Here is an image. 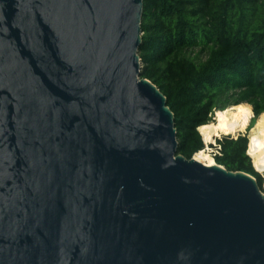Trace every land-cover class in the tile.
Segmentation results:
<instances>
[{
    "label": "water",
    "instance_id": "water-1",
    "mask_svg": "<svg viewBox=\"0 0 264 264\" xmlns=\"http://www.w3.org/2000/svg\"><path fill=\"white\" fill-rule=\"evenodd\" d=\"M143 12L0 0V264H264V193L178 154Z\"/></svg>",
    "mask_w": 264,
    "mask_h": 264
},
{
    "label": "trees",
    "instance_id": "trees-1",
    "mask_svg": "<svg viewBox=\"0 0 264 264\" xmlns=\"http://www.w3.org/2000/svg\"><path fill=\"white\" fill-rule=\"evenodd\" d=\"M141 76L167 98L178 154L188 160L206 145L199 127L215 111L248 104V131L264 113V0H144ZM248 135L216 140V164L263 179L248 155Z\"/></svg>",
    "mask_w": 264,
    "mask_h": 264
},
{
    "label": "bare ground",
    "instance_id": "bare-ground-1",
    "mask_svg": "<svg viewBox=\"0 0 264 264\" xmlns=\"http://www.w3.org/2000/svg\"><path fill=\"white\" fill-rule=\"evenodd\" d=\"M252 115L253 109L248 104L233 106L218 112L217 121L199 127V132L206 144L213 143L215 138L221 135L237 137L241 132L248 130ZM251 131L248 155L253 160L255 168L259 172H264V113L260 115ZM194 159L208 167L216 164L206 151H200Z\"/></svg>",
    "mask_w": 264,
    "mask_h": 264
},
{
    "label": "rangeland",
    "instance_id": "rangeland-1",
    "mask_svg": "<svg viewBox=\"0 0 264 264\" xmlns=\"http://www.w3.org/2000/svg\"><path fill=\"white\" fill-rule=\"evenodd\" d=\"M217 115H218V111H215L214 114H213V116H212V119H211L210 123H208V124L215 123V122L217 121ZM251 133H252L251 130L248 131V130L246 129L244 132H241L240 134H242V135H246V134H247L248 137H249V139H250ZM200 134H201V133H200ZM238 135H239V134H238ZM201 136H202V135H201ZM223 136H225V135H221V136H219V137H216L213 143H208V144L205 143V140H204V138H203V136H202L203 141H204V143H205V145H206V148H205L204 151H206L207 155H208V156H209L214 162H215V160H214V155H215L216 150L210 148V145H217V144H216V140L222 138ZM194 157H195V156H194ZM252 162H253V160H252ZM215 163H216V162H215ZM253 166H254V164H253ZM254 169H255V171H256L257 173L260 174V176H261L262 179H263V182H262V185H261L260 189H261V191L264 193V172H259V171L255 168V166H254ZM255 179L258 181L257 178H255Z\"/></svg>",
    "mask_w": 264,
    "mask_h": 264
},
{
    "label": "built area",
    "instance_id": "built-area-1",
    "mask_svg": "<svg viewBox=\"0 0 264 264\" xmlns=\"http://www.w3.org/2000/svg\"><path fill=\"white\" fill-rule=\"evenodd\" d=\"M214 146H216V145H214ZM216 154H219V151H218V150H216L215 155H216Z\"/></svg>",
    "mask_w": 264,
    "mask_h": 264
}]
</instances>
